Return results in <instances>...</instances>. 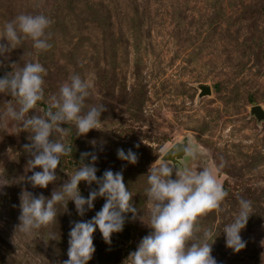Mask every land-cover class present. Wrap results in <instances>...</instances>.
Instances as JSON below:
<instances>
[{
  "label": "rangeland",
  "instance_id": "rangeland-1",
  "mask_svg": "<svg viewBox=\"0 0 264 264\" xmlns=\"http://www.w3.org/2000/svg\"><path fill=\"white\" fill-rule=\"evenodd\" d=\"M39 12L52 20V47L36 54L25 41L0 57V77L13 64L36 60L47 70L45 101L37 114L72 74L90 83L85 110L91 105L106 110L98 129L85 136L77 137L69 126L72 155L62 157L57 180L47 188L32 187L27 179L32 175V156L25 150L30 134L0 128V176L9 180L0 191V264H63L68 259L72 223L90 220L105 199L97 198L83 217L74 202L67 208L57 205L56 221L26 236L16 231L20 198L24 191L50 197L85 152L98 156V178L106 170L122 172L145 222V175L154 163L167 158L175 168L198 171L223 160L218 178L228 196L199 224L218 236L212 245L217 264H264V0H0V32L19 14ZM9 102L15 103L0 94V111ZM255 106L262 113L257 115ZM185 145L196 147L195 160L180 155ZM121 148L132 149L137 163L120 160ZM90 162V157L84 160ZM79 187L84 197L97 188L84 182ZM239 198L252 202V215L241 232L246 247L234 252L221 231L237 213ZM150 231L131 214L110 245L97 230L89 264H123Z\"/></svg>",
  "mask_w": 264,
  "mask_h": 264
},
{
  "label": "clouds",
  "instance_id": "clouds-1",
  "mask_svg": "<svg viewBox=\"0 0 264 264\" xmlns=\"http://www.w3.org/2000/svg\"><path fill=\"white\" fill-rule=\"evenodd\" d=\"M52 20L43 12L22 13L7 22L0 32V57L6 58L25 41H30L36 54L52 47L48 29ZM6 41V43H5ZM16 65V64H13ZM0 77V94L11 96L0 111V128L11 130L12 134L28 132L30 144L25 150L31 154L28 170L32 175L28 182L32 187L47 188L57 180L56 169L62 157L72 155V147L67 142L69 126L75 128L77 137L85 136L98 129L104 105L87 106L90 83L79 74L70 75L56 95L51 96L43 114H37V106L45 101L46 68L36 60H28L20 67ZM67 125V127H62ZM180 155L195 160L198 150L193 145H185ZM120 160L137 163V154L128 149L117 150ZM90 157V163L84 160ZM98 156L85 152L81 162L68 180L56 188L50 197L43 194L34 196L24 191L20 198L19 224L16 231L32 236L41 228L53 224L57 219V205L66 206L74 202L79 216H85L94 208L97 198H104L102 209L90 220L72 223L68 240V259L63 264H89L96 251L93 237L99 230L106 244H111L112 235L123 231L128 214L137 218L151 229L144 236L135 251L130 252L123 264H217L212 256V245L218 236L211 229H203L199 219L209 211L218 210L228 196L218 178L219 169L225 166L223 160L217 166H207L201 170L190 167L175 168L167 158L154 163L148 170L147 187L144 189L148 201V218L138 215L133 205V194L124 183L122 172L106 170L97 176L95 163ZM42 171H35V169ZM97 186L87 197L81 194L79 185ZM9 180L0 176V191ZM252 202L244 198L238 200V211L231 222L223 226L226 247L239 252L246 247L241 232L246 228L252 215ZM220 233V234H221ZM199 234V235H198Z\"/></svg>",
  "mask_w": 264,
  "mask_h": 264
},
{
  "label": "water",
  "instance_id": "water-1",
  "mask_svg": "<svg viewBox=\"0 0 264 264\" xmlns=\"http://www.w3.org/2000/svg\"><path fill=\"white\" fill-rule=\"evenodd\" d=\"M208 92H210V89L208 90ZM254 111H256L257 115L260 114V113H262V109H261L260 106H255L254 107Z\"/></svg>",
  "mask_w": 264,
  "mask_h": 264
}]
</instances>
